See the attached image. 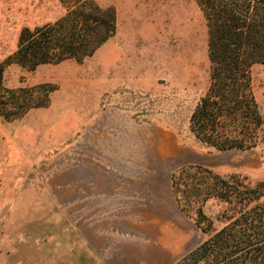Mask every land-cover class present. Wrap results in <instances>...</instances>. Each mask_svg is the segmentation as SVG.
Returning a JSON list of instances; mask_svg holds the SVG:
<instances>
[{"label":"rangeland","instance_id":"1","mask_svg":"<svg viewBox=\"0 0 264 264\" xmlns=\"http://www.w3.org/2000/svg\"><path fill=\"white\" fill-rule=\"evenodd\" d=\"M93 1L114 9L116 29L82 62L67 58L35 69L14 61L5 66L3 89L24 91L0 90V110H18L25 101L42 103L45 95L49 102L16 119L0 115V264H99L86 253L78 229L72 230L70 225H75L68 219L119 214L116 178L126 158L125 167L133 159L135 167L171 171L184 164L202 165L228 181L236 179L233 185L241 191L244 184L254 186L264 180V63L251 68V88L262 123L253 118L238 121L239 138L246 141L252 135L254 146L218 150L203 143L191 127L192 113L211 85L204 7L197 0ZM87 2L0 0V63L16 50L24 27L53 23ZM100 190L105 199L96 208L99 202L93 195ZM158 190L160 208L184 225L163 185ZM182 198L193 215L201 205L211 228L203 233L188 217L193 231L182 253L173 255L168 264L221 228L237 226L247 208L215 195L199 204ZM256 201L263 204L257 209L262 213L264 196L252 203ZM135 216L138 221L128 226L145 230L143 214ZM173 224L164 228L167 239L172 238L168 230ZM258 245L261 252L247 256V264H264V241ZM69 248L75 251L74 260L69 259ZM127 248L120 243L110 260L125 264ZM178 251L174 249V254Z\"/></svg>","mask_w":264,"mask_h":264},{"label":"trees","instance_id":"2","mask_svg":"<svg viewBox=\"0 0 264 264\" xmlns=\"http://www.w3.org/2000/svg\"><path fill=\"white\" fill-rule=\"evenodd\" d=\"M87 1L69 9L53 23L21 30L16 50L0 63V90L12 94L24 91V88L6 90L2 87L5 66L13 61L29 69L67 58L82 62L114 34V9L103 8L93 0ZM197 2L204 7L209 24L211 85L192 113L191 127L203 143L218 150L251 148L255 141L252 135L246 141L239 138L238 121L253 118L258 125L262 123L252 93L251 68L254 63H264V0ZM45 98L42 103L25 101L18 110L2 109L0 115L16 119L31 108L47 105L48 95ZM180 179L184 184L182 189ZM236 181H228L214 170L197 164H184L173 170L172 189L179 207L203 233L211 228L208 216L201 205L194 209L193 215L182 197L187 202L199 204L215 195L247 206L237 226L221 228L174 264H198L202 260L207 264H233L234 260L247 264V256L261 252L262 247L258 244L264 241V211L259 213L257 209L263 204L252 202L264 196V180L254 186L244 184L243 191L233 185Z\"/></svg>","mask_w":264,"mask_h":264},{"label":"crops","instance_id":"3","mask_svg":"<svg viewBox=\"0 0 264 264\" xmlns=\"http://www.w3.org/2000/svg\"><path fill=\"white\" fill-rule=\"evenodd\" d=\"M130 120L135 123L132 119ZM86 127L88 128V126ZM92 132L95 131L92 130ZM131 140H135L133 135ZM120 143L123 144L124 141H121ZM148 154L149 152L146 155ZM126 161L128 162L129 160H127V158L125 161L121 160L122 163H120V166H122V168L116 178L117 192L115 201H119L116 204V207H118V210H121L118 211L119 214H122L108 217L102 215L83 217L73 215L68 219L69 221L71 220L69 223L75 225H70L73 227L71 229L75 230V232L76 229H78V234L81 235L80 238L83 240L86 253L88 254L90 252L99 264H116V260H110L109 256L117 252V247L120 243H126V246L128 247V251H126L128 256L124 260L125 264H168L173 255L182 253L180 250L187 244L189 234L193 231V227H191L188 220L189 216L181 210L173 194L171 182V174L173 171L164 167L161 169L144 166L135 167L136 162L134 159L132 163H129L131 164L130 167H125ZM162 185L165 189L167 198L170 199L176 207L178 214L182 216L180 220L187 222V224H185V222L184 225L181 223L179 224L178 220L175 216H172L171 212H166L165 209L163 210L160 208L159 203L161 202V192H159L158 187L160 188ZM99 192V195H93V200L98 198L97 202H99L98 204H95L96 208H99V204L105 199L103 190H100ZM139 213L141 215L143 214V217H145L142 221L148 223L146 229L142 231H139V227L133 229L128 226L132 224L133 221H138V217L135 215L138 216ZM129 214H131V216ZM178 214L176 212V217H179ZM105 221L106 224L110 225H100ZM172 223H174L171 226L173 228H169L168 230L170 237L172 238L167 239L166 236H163V231L166 226H170ZM77 224L78 226H76ZM97 224L99 226H96ZM181 235L185 237L182 239ZM122 236H127L130 239L135 237L137 240L133 241L128 239L124 241ZM140 239H144L142 240L143 242H140ZM164 240L166 242L168 240V244L173 243L176 248H179L178 253L174 254V249L176 248H171ZM74 253L75 251L72 252L69 248L68 256L70 260L75 259Z\"/></svg>","mask_w":264,"mask_h":264}]
</instances>
